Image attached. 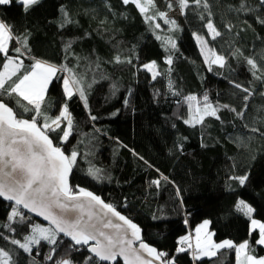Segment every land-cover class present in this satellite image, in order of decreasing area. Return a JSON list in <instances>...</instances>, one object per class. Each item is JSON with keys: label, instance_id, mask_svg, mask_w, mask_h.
<instances>
[{"label": "trees", "instance_id": "obj_1", "mask_svg": "<svg viewBox=\"0 0 264 264\" xmlns=\"http://www.w3.org/2000/svg\"><path fill=\"white\" fill-rule=\"evenodd\" d=\"M240 2L207 0L209 15L189 0L182 15L176 0H153L154 7L146 14L166 12L168 19L176 22L175 30L158 17L146 20L133 3L125 5L123 0H40L27 14L19 5L0 8V19L12 25L20 38H28L32 55L57 65L71 62L70 66L87 74V80L96 81L87 92V108L78 94L71 100L64 98L59 79L49 86L42 105L47 115L55 117L67 103L74 127L69 141L60 146L66 154L74 149L79 153L72 167L71 186L83 187L111 203L140 227L145 242L157 251L177 256V264H236L234 249H223L216 257L198 261L193 260L191 251L177 255L180 238L205 219L211 221L217 242L248 240L251 254L264 256V247L255 244L258 233L250 234L249 218L234 208L242 198L257 209L253 218L264 222V138L245 127H259L264 132V70L254 76L246 63V58H257L258 65H264V23L260 22L264 7L259 0H247V6L255 11L233 10ZM141 3L147 4V0ZM61 7L72 23L64 24ZM173 11H179L181 18L170 17ZM209 19L220 32L215 39L205 26ZM155 23L160 29H155ZM194 33L206 43L197 41ZM168 36L176 42L171 65L165 63L169 52L162 43ZM69 40L75 56L65 59L64 47ZM19 46L14 40L10 55L15 56L12 49ZM210 49L225 57L223 68L206 62L207 52L211 58ZM116 56L132 63H116ZM22 59L26 65L31 63ZM151 61L157 64L154 71L160 73L155 79L142 67ZM2 63L0 56V68ZM230 82L249 88L253 94L245 101L246 93ZM205 93L213 105L229 107L219 109V120L207 117L203 126L195 128L184 124L188 112L185 97L202 99ZM5 99L15 107L14 100ZM245 103L248 108L241 117L237 113ZM32 114L24 112L23 116ZM90 115L97 119L91 120ZM56 136L51 134L53 143L59 144ZM89 168L100 169V179H93ZM244 174L249 179L243 187L228 179ZM155 180L160 181L159 186L152 183ZM9 205L0 199V233L22 240L30 230L26 224H13L17 233L8 231L5 217ZM30 219L32 224L46 226ZM58 240L62 243L55 246L52 260L44 257L53 246L43 241L32 256L10 239L0 238V248L11 254L12 264H55L66 256L81 264L89 255L87 248L69 249L67 239L59 236Z\"/></svg>", "mask_w": 264, "mask_h": 264}, {"label": "snow or ice", "instance_id": "obj_2", "mask_svg": "<svg viewBox=\"0 0 264 264\" xmlns=\"http://www.w3.org/2000/svg\"><path fill=\"white\" fill-rule=\"evenodd\" d=\"M193 2L196 7L202 6L203 10L211 15L207 0H193ZM39 3L40 0H0V8L19 5L27 14ZM123 3L125 5L133 3L142 14H145L146 20L151 22L158 17L165 24L171 25V30H175L176 22L169 20L166 12L157 11L152 15L146 14L150 7H154L153 0H147V4L141 3V0H123ZM176 3L181 14L184 15V10L189 7V0H176ZM259 5L264 7V0H259ZM172 6L171 2L167 4L169 9ZM233 10L237 12L255 11L254 8L247 6V0H241L239 7ZM60 11L64 13V24L72 23L63 7ZM200 18L203 20L204 16L201 15ZM260 22L264 23V20ZM205 26L212 39L220 35L210 19L207 20ZM154 27L160 29L161 25L155 23ZM193 35L197 41L206 43L200 35L195 33ZM157 38L160 39L159 36ZM14 40L20 45L12 49L16 53L15 56L10 55L9 50ZM162 43L165 50L169 52L165 63L171 65L173 62L171 53L176 49V42L168 36ZM72 44L71 40L65 43V59H68L69 55L75 56ZM209 51L211 58L205 56L206 62L223 68L225 57L214 50ZM0 56L3 57L2 68H0V198L11 202L10 211L5 217L8 222L6 224L8 231L17 233V228L13 227V224H26L30 230L29 234L22 237V240L4 236L3 233H0V238L10 239L11 244L29 256L33 255V249L40 246L42 241L46 242L53 246L44 257L47 260L53 259L57 251L55 246L62 243L58 237L63 234L70 238L69 249L73 246H87L90 254L83 257L81 264H116L118 258L123 260V264H177V256L157 251L156 248L144 243L137 224L117 211L111 203H106L92 191L69 184V174L79 153L74 149L66 154L60 145L69 141L74 127L73 120L67 103L62 105V111L55 117L47 115L42 105L49 86L54 80L59 79L62 82L64 98L71 100L74 95L78 94L87 108V92L96 81L87 80V74L77 71L78 66H70L71 62L57 65L47 59L32 55L28 38H20L15 33L14 27L3 19H0ZM22 57L30 59L31 63L25 66ZM115 62L132 63L130 59L121 61L119 56L115 57ZM246 63L250 66L254 76L257 71L264 70V65H258L257 58H246ZM98 66L96 64V67ZM87 67L90 68L91 64ZM142 67L152 73V79L160 74L154 71L157 68L155 61L144 63ZM59 73L64 75L60 76ZM230 83L246 93L243 97L245 101L253 94L249 88L239 83ZM112 88L115 91L116 85L113 84ZM169 88H172L171 82H169ZM173 94L179 95L176 92ZM261 95L264 96V93ZM5 97L14 100L15 107L10 106L11 101H6ZM185 102L188 112L183 123L193 128L197 125L203 126L207 117H215L219 120L220 117L217 115L219 109L229 107L228 105H213L207 93L202 99H198L195 95H188L185 97ZM124 103L127 104L128 101L125 100ZM247 108L248 104L245 103L237 115L242 117ZM231 111L236 112V109L233 108ZM24 112L33 114L24 118ZM90 119L94 121L97 117L90 115ZM245 127L250 132L257 133L264 138V132L259 127L248 125ZM52 133H57L55 139L59 141V144L53 143ZM178 147L180 151H183V145ZM88 173L93 179H100V169L89 168ZM228 179L238 181L243 187L249 176L248 174L234 175ZM152 183L159 186L160 181L155 180ZM176 192L179 197L180 189L177 188ZM180 203L183 206L182 198ZM234 208L249 218L250 234L258 231L255 244L264 246V223L253 218L257 209L242 198L237 199ZM21 209L43 217L45 221H48L49 226L42 227L32 224L30 217L26 216ZM210 223V220L205 219L196 229L195 246L190 242L189 236L181 237L178 241L179 246L176 248L177 255L191 251L193 260L198 261L202 257L210 259L216 257L221 249H234L237 264H264V256L256 257L251 254L248 240L239 244L227 239L220 243L214 242L213 234L206 231ZM144 253H147L151 259H146ZM36 255H40L39 251ZM0 264H12L11 254L4 248H0ZM55 264H76V262L66 256L55 261Z\"/></svg>", "mask_w": 264, "mask_h": 264}, {"label": "water", "instance_id": "obj_3", "mask_svg": "<svg viewBox=\"0 0 264 264\" xmlns=\"http://www.w3.org/2000/svg\"><path fill=\"white\" fill-rule=\"evenodd\" d=\"M72 170H73V168H72ZM72 170H71V172H70V174H69V184H70V185H71ZM0 199H1L3 202L7 203V204H10V203H11V202H8V201H4L2 198H0ZM101 199H102V198H101ZM21 210H22L23 212L27 213L30 217L34 218L35 220L41 222L42 224H44V225H46V226H49L48 221H45V220L43 219V217L38 216V215H36L35 213L28 212L26 209H21ZM121 214H122V213H121ZM122 215H123V214H122ZM126 217H127V216H126ZM132 222H133V221H132ZM133 223H134V222H133ZM138 227H139V226H138ZM139 228H140V227H139ZM140 230H141V229H140ZM60 237H63V238L67 239V240L70 242V238H68V237H66V236H63V234H60ZM141 238H142V240H143L144 243L148 244L147 242L144 241L142 230H141ZM148 245H149V244H148ZM149 246H151V245H149ZM76 247H78V248H82V247L87 248V246H76ZM151 247H153V246H151ZM89 254H90V253H89ZM144 256H145L146 259H151V257H149V256L147 255V253H144ZM118 262H121V263L123 264V260L120 259V258L117 259L116 264H117Z\"/></svg>", "mask_w": 264, "mask_h": 264}, {"label": "rangeland", "instance_id": "obj_4", "mask_svg": "<svg viewBox=\"0 0 264 264\" xmlns=\"http://www.w3.org/2000/svg\"><path fill=\"white\" fill-rule=\"evenodd\" d=\"M169 16L170 17H172V18H174L175 20H178V19H180L181 18V14L179 13V11H173V12H171L170 14H169ZM204 52V51H203ZM205 56H206V54H205ZM207 56H209V52H207ZM25 66H27L26 64H25ZM46 96H47V94H46ZM262 222V221H261ZM262 223H264V222H262ZM202 224V223H201ZM200 224V225H201ZM200 225H198L195 229H194V243H195V238H196V229L200 226ZM43 227H47V226H43ZM250 228H251V226H250ZM206 231H208V232H210V233H212L213 235H212V240L214 241V242H216V243H220V242H217L216 240H215V238H214V232L211 230V223L209 224V226H208V228H207V230ZM252 233H258V231L257 232H252ZM187 236H189V235H187ZM201 236H203V233H201ZM227 240H229V239H227ZM232 241V240H231ZM222 242V241H221ZM260 246V245H259ZM262 247H264V246H262ZM221 250H223V249H221ZM220 250V251H221ZM218 254V253H217ZM206 258H208V257H202L200 260H203V259H206ZM210 259V258H209ZM196 261V260H195ZM236 264H237V256H236Z\"/></svg>", "mask_w": 264, "mask_h": 264}, {"label": "built area", "instance_id": "obj_5", "mask_svg": "<svg viewBox=\"0 0 264 264\" xmlns=\"http://www.w3.org/2000/svg\"><path fill=\"white\" fill-rule=\"evenodd\" d=\"M189 228V227H188ZM193 230H191L189 228V234H190V242L193 244V246H195V243H194V239H193V233H192Z\"/></svg>", "mask_w": 264, "mask_h": 264}, {"label": "crops", "instance_id": "obj_6", "mask_svg": "<svg viewBox=\"0 0 264 264\" xmlns=\"http://www.w3.org/2000/svg\"><path fill=\"white\" fill-rule=\"evenodd\" d=\"M192 233H193V239H194V230L192 231ZM188 235H189V237H190V234L188 233ZM209 259V258H208Z\"/></svg>", "mask_w": 264, "mask_h": 264}]
</instances>
